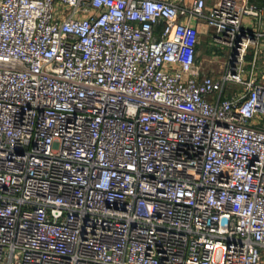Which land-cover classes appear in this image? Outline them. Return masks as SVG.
<instances>
[{
    "label": "built area",
    "instance_id": "obj_1",
    "mask_svg": "<svg viewBox=\"0 0 264 264\" xmlns=\"http://www.w3.org/2000/svg\"><path fill=\"white\" fill-rule=\"evenodd\" d=\"M263 54L264 0H0V264H264Z\"/></svg>",
    "mask_w": 264,
    "mask_h": 264
},
{
    "label": "rangeland",
    "instance_id": "obj_2",
    "mask_svg": "<svg viewBox=\"0 0 264 264\" xmlns=\"http://www.w3.org/2000/svg\"><path fill=\"white\" fill-rule=\"evenodd\" d=\"M208 40H209L208 33L206 31H203L201 34V44H200V50L202 54L205 55L208 60L213 58L215 55H218V57L221 59H226L225 52L223 50H220L218 47H215V45L210 44V47H209L210 49L208 48ZM209 70H213V71L217 70V72L220 70L221 72L220 67L215 66L214 64H211L209 66ZM209 73H211V71Z\"/></svg>",
    "mask_w": 264,
    "mask_h": 264
},
{
    "label": "crops",
    "instance_id": "obj_3",
    "mask_svg": "<svg viewBox=\"0 0 264 264\" xmlns=\"http://www.w3.org/2000/svg\"><path fill=\"white\" fill-rule=\"evenodd\" d=\"M200 26H201V28L203 29V31H206V30H208V27L206 26V24H204V23H200ZM208 39H209V35H208ZM210 47V44H209V42H208V48ZM210 49V48H209ZM201 51V50H200ZM262 62H263V65H262V68H263V70H264V54H263V56H262Z\"/></svg>",
    "mask_w": 264,
    "mask_h": 264
}]
</instances>
